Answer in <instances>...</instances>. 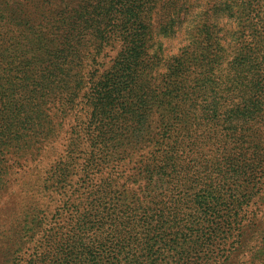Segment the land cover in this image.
<instances>
[{"label":"trees","instance_id":"1","mask_svg":"<svg viewBox=\"0 0 264 264\" xmlns=\"http://www.w3.org/2000/svg\"><path fill=\"white\" fill-rule=\"evenodd\" d=\"M263 192L264 0H0V231L48 209L38 264H264Z\"/></svg>","mask_w":264,"mask_h":264},{"label":"rangeland","instance_id":"2","mask_svg":"<svg viewBox=\"0 0 264 264\" xmlns=\"http://www.w3.org/2000/svg\"><path fill=\"white\" fill-rule=\"evenodd\" d=\"M179 35V34H176ZM162 44L163 47H165L166 51H175L176 48L178 47V42H177V38L173 37V38H164L162 40ZM9 165V164H8ZM15 170H18L19 167L15 166L14 167ZM12 172H14L13 169H11ZM74 171V170H73ZM11 172V173H12ZM74 188V186L68 187V195L71 193L72 189ZM82 190V189H81ZM85 193V196L88 193V189ZM76 195V194H75ZM74 195V196H75ZM59 196V195H58ZM56 196V198L58 197ZM40 197V195H39ZM263 198L259 199L257 205H255V207H257V212H256V217L258 218V221H262L263 224L262 225H258L259 227L257 229H255V231H253V233L250 234V236L248 237V243L249 245H253L254 243L259 242L258 237H259V233L264 231V192L262 193ZM10 199L9 197H6V195H3L0 198V207L5 205V203ZM15 203L14 200H12L5 205V208H9L11 206H13ZM59 203V202H58ZM57 203V204H58ZM56 204V205H57ZM55 205V206H56ZM19 207L17 208L16 206H14L11 211V215L12 213H17L20 216L24 213H26V215H30L29 217L26 218L27 221V225L25 227V229H29L32 230L30 232H26L25 230H20L19 227L21 226L19 224L18 221H14L11 220L7 223V226H5L3 229H1L0 231V264H26V261L28 259V254L31 251H35L36 255H35V264H38L41 260H42V254L46 251V253L48 254H52L53 251L55 250L54 247L48 246V248L46 247L47 243L44 242V236L42 235L44 233V231H38L39 229H34L32 227V223H34L38 217V215L40 216L41 214L46 215L48 213V209L46 210V208L44 209V213L41 214H35V213H40V210H37L33 207L26 206V208L18 210ZM52 209V207L49 208V210ZM263 214V215H262ZM13 217L18 218V216H10L11 219H13ZM20 220V219H18ZM57 221H60V218H58ZM14 222V223H13ZM56 229V228H54ZM65 229L63 228L60 233H62ZM33 234V239L30 240L29 235L31 236ZM255 240H257V242H255ZM40 243H45L43 247L40 248H34V244H36V247L39 246ZM264 242L262 241L261 243L259 242V244H263ZM264 245V244H263ZM241 259V258H240ZM242 259H247V257H242ZM241 259V260H242Z\"/></svg>","mask_w":264,"mask_h":264}]
</instances>
